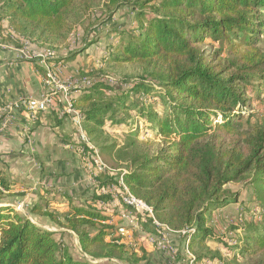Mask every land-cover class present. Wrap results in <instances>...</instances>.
Instances as JSON below:
<instances>
[{
    "label": "trees",
    "instance_id": "obj_1",
    "mask_svg": "<svg viewBox=\"0 0 264 264\" xmlns=\"http://www.w3.org/2000/svg\"><path fill=\"white\" fill-rule=\"evenodd\" d=\"M100 6L104 18L89 26L81 46L52 61H77L102 39H90L96 29L130 9L135 24L107 30L114 40L107 43L103 61L140 64L143 75L132 81L87 75L92 84L70 97L90 141L99 145L103 162L115 173L97 174L92 196L83 201L66 196L65 210L40 203L30 210L73 232L88 258L73 256L57 232L4 205L0 264L134 262L138 255L129 239L113 214L103 210L112 195L98 194V187L118 183L120 176L134 196L152 207L158 222L174 231L191 229L188 248L196 262L264 264V126L253 124L250 112L264 94V0H0V36L8 19L15 31L38 32L55 43L70 34L75 20ZM33 61L45 75L40 62ZM84 65L79 62L81 72H87ZM142 122L152 128V138L141 139ZM107 124L126 126L124 142H102ZM80 147L92 152L85 144ZM241 181L252 187L259 214L239 228L242 235L228 246L216 234L214 213L240 205L241 193L231 185ZM10 190L0 172V201ZM135 215L142 228L156 231L153 218ZM209 241L225 246L232 258L213 251ZM244 257L248 263L240 261Z\"/></svg>",
    "mask_w": 264,
    "mask_h": 264
},
{
    "label": "crops",
    "instance_id": "obj_2",
    "mask_svg": "<svg viewBox=\"0 0 264 264\" xmlns=\"http://www.w3.org/2000/svg\"><path fill=\"white\" fill-rule=\"evenodd\" d=\"M7 25V21L4 22V27ZM8 31L2 34L6 36L5 39ZM5 39H0V108L19 97H38L45 91L42 73L33 61L37 59L31 57L40 53L41 46H21ZM64 63V76L76 72V69L70 72L74 62ZM65 108V103L56 102L54 108L34 118L26 111L17 112L8 121L5 130L0 132V172L11 186L8 195L0 201V206H15L23 202L30 215V210L37 203L63 210L65 208L57 207L68 206L66 196L84 200L79 191L83 188L82 180H89L87 176L82 177L84 160H89V152L73 144L77 138L74 129L78 131V128L71 115H61ZM235 205L229 207L234 208ZM217 211L220 218L215 212V225L225 218L224 212H220L224 209ZM30 216L32 220L40 221L46 229L57 232L58 238L68 233L44 217H34L32 213ZM158 253L152 257L154 262L151 264H168L163 252Z\"/></svg>",
    "mask_w": 264,
    "mask_h": 264
},
{
    "label": "rangeland",
    "instance_id": "obj_3",
    "mask_svg": "<svg viewBox=\"0 0 264 264\" xmlns=\"http://www.w3.org/2000/svg\"><path fill=\"white\" fill-rule=\"evenodd\" d=\"M104 8L102 6L94 8L90 11H88L83 18L77 19L74 21V25L72 28V31L65 39L55 40V43L49 42L46 38L40 36V34L37 32L35 35L29 32H19L16 31V35H12L11 33H7V39L6 36L2 35L0 36V39H5L7 41L13 42L15 44L19 45H25L30 46V44H35L38 46H41L40 52L44 50L46 47V44H56L58 46L56 50V57L62 56L68 53L70 49H76L79 48L82 44V38L83 36H87V32L90 30L91 25H98L101 23V20H103L104 16L100 18L101 15H103L104 12H102ZM130 9L128 7L123 8L115 17H113L109 22L106 24H103V27H99L96 29L91 37H97L100 36L102 39H100V42L97 45L93 46V49L86 50L81 56H79L76 60V62L72 63V67L70 69V72L76 69V72L73 71L70 73L72 77L74 78H80L82 75L87 76L91 75L93 78H103V79H127L129 81H132V79H137L140 76L143 75V67L140 64H118L115 62H107L103 61V58L105 56V47L107 43L113 41V36L108 37L107 30L109 28H117V29H123L128 26H131L132 24H135L134 19L132 18V15L130 13ZM7 21V29L13 28L11 24H9L8 19H5L3 22ZM14 29V28H13ZM9 32V31H8ZM261 47L264 49V37L261 41ZM80 60V61H79ZM79 62L84 63L86 65L85 70L81 72L78 68ZM44 76V75H42ZM128 81V82H129ZM251 122L253 124H259L264 126V94L260 99H257L254 101V103L251 105ZM137 120V118L135 119ZM139 130L140 134L142 136V140L146 138H152V128L150 125L146 124L145 122L139 123ZM74 132L77 131L74 129ZM106 132L107 135L104 137L102 142H124L125 140V133H126V126L122 125L120 127H113L109 124L106 126ZM75 137H77L74 140L73 144H76L77 146H82V144L86 145V150H91L88 144H86L84 141H80L78 139V134H75ZM97 149L99 148V145L92 142ZM88 153V151H87ZM80 160V159H79ZM81 162V160H80ZM85 163V170L82 177H89V180H82L83 188L81 191H79V194L81 197L85 200L87 196H92L94 192L95 187V175L93 172H98L96 168H92L88 163L89 160H84ZM101 175V174H100ZM232 189L239 190L241 193L240 198V205H235L234 208L227 207L224 209L225 218L223 221H218L216 223V234L221 236L223 239V242L228 244V246H234L237 240V236L242 235V231L239 229L241 226L245 224V222H248L249 220L254 219V216L259 214V208H254L253 202L255 201V196L252 193V187L247 184V181H241V182H235L231 185ZM64 194L63 192H60ZM43 205H46V203H42ZM104 205V204H103ZM69 205L66 206H60L58 205L57 208H65L67 209ZM15 208V207H14ZM104 212L113 214V222L116 224V226H123L126 230V232H129V235L131 237L129 238V243L134 248L135 253L138 255L137 257H134L133 261H106L107 264H136V258H138L137 264H151L154 261L152 260V257L155 253L163 252V254L167 258L168 264H217L215 261L211 259H205L203 261H193L194 257H192L194 252L191 251V253L186 248V236L178 233H172L170 234V242L167 243L166 251H162L163 246L159 245L158 242H154L152 244L151 239L152 237L156 236V231H154L153 227L148 226V228H142L140 225H137V227H133L131 222L129 220L121 219L120 212L123 209H126L125 206H123L122 202L120 201L119 194L112 195V201L110 203L104 205L103 207ZM63 209V210H65ZM18 212V211H17ZM29 212V211H28ZM133 212V211H131ZM218 216V211H216ZM22 214V213H21ZM226 214V215H225ZM31 215V214H30ZM136 216V215H135ZM220 218L219 216L217 217ZM240 218L242 220H240ZM237 227V230L233 231V228ZM61 229V228H60ZM62 242L67 246V248L70 250L73 256L81 259L88 258L80 249L79 242L77 239V236L71 231H68L67 234L61 235ZM209 246L212 247L213 251H219L220 254L225 258L227 261H229L233 253L228 252L225 248V246H218V243L215 241H210ZM159 254V253H158ZM247 257L241 258L240 261H244L245 263H248L249 261L246 259Z\"/></svg>",
    "mask_w": 264,
    "mask_h": 264
},
{
    "label": "built area",
    "instance_id": "obj_4",
    "mask_svg": "<svg viewBox=\"0 0 264 264\" xmlns=\"http://www.w3.org/2000/svg\"><path fill=\"white\" fill-rule=\"evenodd\" d=\"M9 33L12 35H16V31L11 28L9 29ZM58 46L56 44H46V47L42 52L37 55H32L31 57H35L45 69V75L43 76V85L45 87V91L38 97L34 96H22L15 100L9 101L5 103L0 108V132L4 131L9 120L13 119L15 114L20 111H26L34 118L41 112H45L50 108H54L56 102L65 103V109L61 113L64 115H71L72 120L77 125L78 131V139L80 141H84L89 145L92 152H89V165L92 168H96L98 172H93L96 176L100 172H104L109 170L112 174H114V170L109 168L102 160V157L99 153V149L91 143L86 131L82 127L81 116L78 110L74 109L72 103L70 101V97L74 92H78L82 87L89 86L92 84L93 79L89 76H81L80 78H73L72 75L64 76L63 70L65 68V63L62 61H52L55 58V52ZM29 55V54H28ZM30 56V55H29ZM110 81H113L111 79ZM122 172H126L125 169L121 170ZM118 183H113L107 186L98 187V194L103 195H116L119 194L120 201L122 204L129 206L133 209V212L127 210H121L120 218L124 220H129L133 227H137L140 225L135 214H139L143 219L144 218H153L154 223L156 225V236L150 238L152 244L154 242H158L159 245L163 246L162 251H166V245L170 242V234L178 233L186 236V248L191 253L188 248V235L191 232L190 228H185L180 231H174L169 226L161 224L158 222L154 216L153 209L150 205H148L143 199H140L134 196L126 186L123 181V176L118 177ZM15 210L22 213L26 217L33 219L28 212L26 211V206L23 202L18 203L14 206ZM135 212V213H134ZM240 220H242L240 218ZM119 231L127 236L129 239L131 235L129 232H126L123 226L119 227ZM130 240V239H129ZM192 254V253H191ZM193 261L196 260L194 254Z\"/></svg>",
    "mask_w": 264,
    "mask_h": 264
}]
</instances>
